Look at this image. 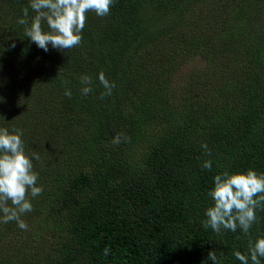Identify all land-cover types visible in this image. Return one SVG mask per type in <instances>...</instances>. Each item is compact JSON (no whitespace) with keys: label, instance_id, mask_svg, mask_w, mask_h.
<instances>
[{"label":"trees","instance_id":"16d2710c","mask_svg":"<svg viewBox=\"0 0 264 264\" xmlns=\"http://www.w3.org/2000/svg\"><path fill=\"white\" fill-rule=\"evenodd\" d=\"M28 4L0 0V128L23 130L43 192L28 197L26 231L0 222V264H212V250L240 264L234 252L264 237V210L249 235L202 221L214 176L264 173V0H115L87 14L78 47L47 52L17 22ZM192 55L207 69L172 91ZM118 133L127 140L113 144Z\"/></svg>","mask_w":264,"mask_h":264},{"label":"clouds","instance_id":"9594fccd","mask_svg":"<svg viewBox=\"0 0 264 264\" xmlns=\"http://www.w3.org/2000/svg\"><path fill=\"white\" fill-rule=\"evenodd\" d=\"M115 0H29L27 7L23 8V18L17 22L24 25V35L30 42L45 52L49 45L59 51H67L78 47L82 41V31L86 26L87 14L94 12L98 17H105L110 13ZM29 8L35 13L29 24ZM48 31H44V25ZM15 47L14 43L11 45ZM100 83L107 89L105 94L110 95L114 84L98 74ZM67 83V82H65ZM82 94L92 91L91 77H81ZM65 96L71 97L70 90H65ZM23 130L13 129L10 133L6 128H0V222L16 221L21 230H27L28 225L20 217L31 212L32 204L29 195L35 198L41 195L43 188L37 186L38 173L33 171L32 158L39 160L37 153L32 158L25 154L22 140ZM123 133L113 137L112 143L119 144L126 141ZM205 155L210 156L211 150L207 144L201 146ZM202 168L211 170L212 161L205 160ZM213 188L207 193L212 206L206 208L202 221L204 229H211L217 235L222 230L236 232L239 228L244 235L257 222V209L264 210V173L258 174L249 169L245 173H229L224 171L213 177ZM9 202L10 205L9 206ZM110 254V249H104V255ZM223 254L221 253V256ZM240 264H261L264 258V237L249 240L247 254L234 252ZM207 260L212 264H222L216 250L208 253Z\"/></svg>","mask_w":264,"mask_h":264},{"label":"rangeland","instance_id":"374dc122","mask_svg":"<svg viewBox=\"0 0 264 264\" xmlns=\"http://www.w3.org/2000/svg\"><path fill=\"white\" fill-rule=\"evenodd\" d=\"M0 55H1V47H0ZM207 69V59L204 57H200L199 55H192L187 59L179 60L178 70L172 75L170 79V88H172L174 92H178L181 85L184 83L186 77L189 78L191 73H197L202 69ZM25 96V95H22ZM24 221L25 215L20 218ZM7 232V231H6ZM3 233L0 235V254L4 255L9 247L8 238L9 235L7 233ZM16 246L22 248V244L20 239L14 243Z\"/></svg>","mask_w":264,"mask_h":264}]
</instances>
